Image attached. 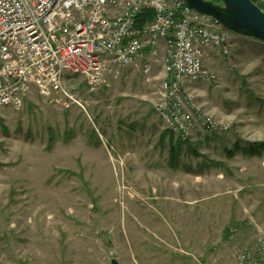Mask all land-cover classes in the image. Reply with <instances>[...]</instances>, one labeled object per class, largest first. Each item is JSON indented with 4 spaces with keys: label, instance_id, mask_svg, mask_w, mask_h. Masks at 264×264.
<instances>
[{
    "label": "rangeland",
    "instance_id": "rangeland-1",
    "mask_svg": "<svg viewBox=\"0 0 264 264\" xmlns=\"http://www.w3.org/2000/svg\"><path fill=\"white\" fill-rule=\"evenodd\" d=\"M231 35L230 57L205 60L218 83L190 86L222 129L186 141L158 113L163 60L95 90L69 74L73 99L32 87L0 106V264L259 261L264 146L245 149L264 145V42Z\"/></svg>",
    "mask_w": 264,
    "mask_h": 264
},
{
    "label": "built area",
    "instance_id": "built-area-1",
    "mask_svg": "<svg viewBox=\"0 0 264 264\" xmlns=\"http://www.w3.org/2000/svg\"><path fill=\"white\" fill-rule=\"evenodd\" d=\"M253 1L264 11V0ZM146 10L153 19L137 26ZM208 48L230 57L231 31L185 0H0V106L22 107L32 87L73 99L69 74L95 90L139 59L147 74L163 60L158 113L186 141L198 128L222 129L190 91L218 83L205 64ZM263 255L243 253L239 264H264Z\"/></svg>",
    "mask_w": 264,
    "mask_h": 264
},
{
    "label": "water",
    "instance_id": "water-1",
    "mask_svg": "<svg viewBox=\"0 0 264 264\" xmlns=\"http://www.w3.org/2000/svg\"><path fill=\"white\" fill-rule=\"evenodd\" d=\"M197 11L213 16L226 29L264 42V11L253 0H185ZM111 264H120L113 258Z\"/></svg>",
    "mask_w": 264,
    "mask_h": 264
},
{
    "label": "trees",
    "instance_id": "trees-1",
    "mask_svg": "<svg viewBox=\"0 0 264 264\" xmlns=\"http://www.w3.org/2000/svg\"><path fill=\"white\" fill-rule=\"evenodd\" d=\"M217 3H221V0H213ZM154 17V12L152 10H146L144 11L142 14L139 15L138 19H137V26H142L145 23H147L148 21H151ZM181 140V139H180ZM183 141V140H181ZM54 144V139L52 138L50 141V145ZM264 145H255L254 147H250V150H246V153H250V154H260L262 147ZM233 155V153H231V156Z\"/></svg>",
    "mask_w": 264,
    "mask_h": 264
},
{
    "label": "crops",
    "instance_id": "crops-1",
    "mask_svg": "<svg viewBox=\"0 0 264 264\" xmlns=\"http://www.w3.org/2000/svg\"><path fill=\"white\" fill-rule=\"evenodd\" d=\"M208 51H212V52H215L216 50H213L212 48L210 49V48H208V49H206L205 50V60H206V57H208ZM140 61H141V59H139L134 65H132V66H129V67H133V66H137V65H139L138 63H140ZM126 68H128V67H126ZM169 130V129H168ZM170 131V130H169ZM171 132V131H170ZM174 134V133H173ZM181 139V138H180ZM182 140V139H181ZM184 141V140H183Z\"/></svg>",
    "mask_w": 264,
    "mask_h": 264
}]
</instances>
